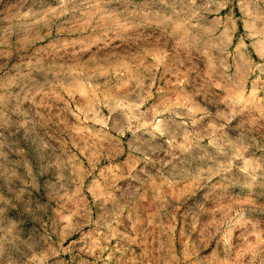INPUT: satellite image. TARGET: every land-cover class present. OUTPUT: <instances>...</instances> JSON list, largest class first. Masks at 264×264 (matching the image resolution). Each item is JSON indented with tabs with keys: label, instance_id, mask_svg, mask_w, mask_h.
I'll list each match as a JSON object with an SVG mask.
<instances>
[{
	"label": "clouds",
	"instance_id": "1",
	"mask_svg": "<svg viewBox=\"0 0 264 264\" xmlns=\"http://www.w3.org/2000/svg\"><path fill=\"white\" fill-rule=\"evenodd\" d=\"M0 264H264V0H0Z\"/></svg>",
	"mask_w": 264,
	"mask_h": 264
}]
</instances>
